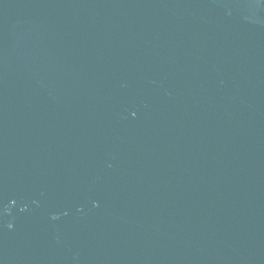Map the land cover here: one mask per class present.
I'll use <instances>...</instances> for the list:
<instances>
[{
	"label": "water",
	"instance_id": "obj_1",
	"mask_svg": "<svg viewBox=\"0 0 264 264\" xmlns=\"http://www.w3.org/2000/svg\"><path fill=\"white\" fill-rule=\"evenodd\" d=\"M0 264H264V0H0Z\"/></svg>",
	"mask_w": 264,
	"mask_h": 264
}]
</instances>
